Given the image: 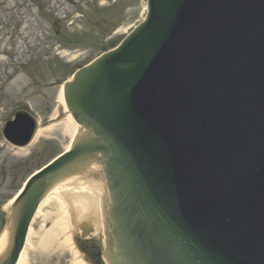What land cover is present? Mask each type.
<instances>
[{"label": "water", "instance_id": "1", "mask_svg": "<svg viewBox=\"0 0 264 264\" xmlns=\"http://www.w3.org/2000/svg\"><path fill=\"white\" fill-rule=\"evenodd\" d=\"M64 97L83 132L14 205L0 264L50 189L92 164L110 264H264V0H149ZM36 127L19 111L4 136L25 146Z\"/></svg>", "mask_w": 264, "mask_h": 264}, {"label": "rangeland", "instance_id": "2", "mask_svg": "<svg viewBox=\"0 0 264 264\" xmlns=\"http://www.w3.org/2000/svg\"><path fill=\"white\" fill-rule=\"evenodd\" d=\"M1 1L4 6L0 5V39L3 40L0 42V189L12 198L26 177L50 157L64 151L68 142L59 132L46 134L35 140L26 156H16L4 146L6 140L1 131L5 122L17 110L25 108L38 118L40 127L54 123L63 114L58 99L62 84L77 69L116 47L143 20L146 0ZM57 5L61 8H56ZM62 10L64 13L60 15ZM80 13L86 14L88 21ZM97 16L100 27L95 25ZM114 20L115 28L111 26ZM27 21L33 31L29 39L22 41L26 52L20 56L17 46ZM73 21L76 23L68 28ZM3 49L7 50L6 55ZM65 51L70 55L63 57ZM16 77L21 78L20 87L14 93H6L7 85ZM43 143H49L50 149L38 161L34 159L36 146ZM50 200L52 206L42 209L34 218L24 251L26 264H81L80 254L67 241L76 236L75 229L68 227L53 240L47 236L51 228L47 218L53 216L52 221L55 220L62 215L64 207L59 198Z\"/></svg>", "mask_w": 264, "mask_h": 264}, {"label": "bare ground", "instance_id": "3", "mask_svg": "<svg viewBox=\"0 0 264 264\" xmlns=\"http://www.w3.org/2000/svg\"><path fill=\"white\" fill-rule=\"evenodd\" d=\"M0 5L4 6V1L0 0ZM63 13L64 10H62L60 14ZM75 21L70 22L68 26L74 25L76 23ZM32 31L33 29L30 25V22H25L23 27V38L17 46V51L20 56H23L26 52V50L24 51L22 48V41L29 39V36L32 35ZM0 42H3V40L0 39ZM2 53L6 55L7 50L3 49ZM68 55H70L68 51H65L63 53V57H67ZM20 85L21 78L16 77L13 83L7 85V87H9L6 93H14L16 89L20 87ZM58 99L64 111L63 118L60 121H58L57 123H51L46 127H40L38 129L36 137L27 147L16 148L7 142L4 144V146H7V148L11 150L16 156H26L30 148H32V146L34 145L35 140L42 138L46 134L59 132L61 136L68 142L65 147V151L70 149L71 144L74 142L75 138L80 135L82 130L65 105L62 89L60 90ZM102 192V185L100 184V181L95 182L93 180H88L86 176H84V178L72 177L65 181H60L48 192L43 202H40V208L36 212L35 216H37L42 209L50 208L52 206V202L50 200L51 198L57 197L60 199L59 202H62L64 206L62 209V215L57 216L53 221V216L47 218L48 224H51V228L49 229L47 236L50 237L51 240H53L54 237L58 236L59 232L64 231L68 227H72L70 223L71 213L78 215L80 219H83L86 214L90 213L91 211L100 216ZM92 194L95 195L96 198H91ZM8 240L9 235H7V233H4L0 238V256H2V254L4 253L5 248L8 245ZM67 241L70 242V238L69 240L67 239ZM18 264H26L24 252L20 257Z\"/></svg>", "mask_w": 264, "mask_h": 264}, {"label": "flooded vegetation", "instance_id": "4", "mask_svg": "<svg viewBox=\"0 0 264 264\" xmlns=\"http://www.w3.org/2000/svg\"><path fill=\"white\" fill-rule=\"evenodd\" d=\"M37 158L40 160L41 156L39 155V157L37 156ZM4 193L5 192L2 189H0V229L2 228L6 220V216L3 215L4 213L2 212L3 204L7 200V197L5 196ZM76 244H77L78 249L83 254L84 260L88 264H101V261H100L101 244L99 240L98 242L85 240V239H83V241L77 240Z\"/></svg>", "mask_w": 264, "mask_h": 264}]
</instances>
